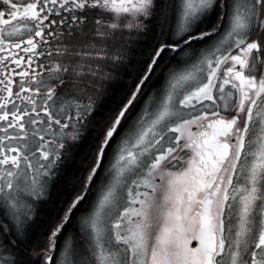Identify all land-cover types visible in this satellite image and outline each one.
Masks as SVG:
<instances>
[{"label":"snow or ice","instance_id":"snow-or-ice-1","mask_svg":"<svg viewBox=\"0 0 264 264\" xmlns=\"http://www.w3.org/2000/svg\"><path fill=\"white\" fill-rule=\"evenodd\" d=\"M0 264H264V0H0Z\"/></svg>","mask_w":264,"mask_h":264},{"label":"rangeland","instance_id":"rangeland-1","mask_svg":"<svg viewBox=\"0 0 264 264\" xmlns=\"http://www.w3.org/2000/svg\"><path fill=\"white\" fill-rule=\"evenodd\" d=\"M132 42H135V39L133 38V41ZM132 47H135V43H131Z\"/></svg>","mask_w":264,"mask_h":264},{"label":"flooded vegetation","instance_id":"flooded-vegetation-1","mask_svg":"<svg viewBox=\"0 0 264 264\" xmlns=\"http://www.w3.org/2000/svg\"><path fill=\"white\" fill-rule=\"evenodd\" d=\"M192 243H193V245H195V243H196V242H195V241H193Z\"/></svg>","mask_w":264,"mask_h":264},{"label":"trees","instance_id":"trees-1","mask_svg":"<svg viewBox=\"0 0 264 264\" xmlns=\"http://www.w3.org/2000/svg\"><path fill=\"white\" fill-rule=\"evenodd\" d=\"M132 44L135 43V42H131ZM132 46V45H131Z\"/></svg>","mask_w":264,"mask_h":264}]
</instances>
